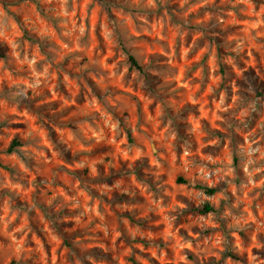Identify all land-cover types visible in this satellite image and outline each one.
I'll list each match as a JSON object with an SVG mask.
<instances>
[{"label":"rangeland","instance_id":"rangeland-1","mask_svg":"<svg viewBox=\"0 0 264 264\" xmlns=\"http://www.w3.org/2000/svg\"><path fill=\"white\" fill-rule=\"evenodd\" d=\"M0 41V264H264V0H0Z\"/></svg>","mask_w":264,"mask_h":264},{"label":"trees","instance_id":"trees-1","mask_svg":"<svg viewBox=\"0 0 264 264\" xmlns=\"http://www.w3.org/2000/svg\"><path fill=\"white\" fill-rule=\"evenodd\" d=\"M260 1V0H258ZM126 49V52L128 54V60H129V63H130V67L137 70L138 72L148 76V71L146 70V66L139 60V58L131 51V49L129 47H125ZM7 53H8V47L0 41V57H6L7 56ZM2 130V124L0 123V131ZM127 138H128V141L130 143H134V137H133V132L131 129H127ZM23 144V142L19 139H15L13 140V142L11 143V145L9 146L8 148V152H13L15 150L18 149L19 146H21ZM178 182H181V183H190L189 180L183 178V177H179L178 178ZM196 186L198 188H201L203 189L207 194L209 195H213L215 194L218 189L215 188V187H211V186H208V185H205V184H196ZM196 212L200 213V214H208V213H211V212H216L217 211V208L215 207V205H213L210 201H206L204 204H202L201 206L199 207H196L194 209ZM129 218L132 222L134 223H137L138 221L135 219V217L129 215ZM146 244H150L148 243L147 241H144ZM152 243H156V244H159L160 246L162 245L161 243H157V242H152ZM227 256H230L231 258L233 259H239V255H237L236 253L234 252H231V251H226L225 253ZM133 263L134 264H137V262L135 260H133ZM9 264H17L16 261H11ZM207 264H215V261H211Z\"/></svg>","mask_w":264,"mask_h":264}]
</instances>
